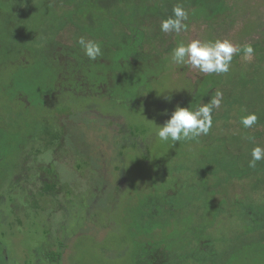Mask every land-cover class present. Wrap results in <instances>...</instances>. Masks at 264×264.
Wrapping results in <instances>:
<instances>
[{
    "label": "trees",
    "instance_id": "obj_1",
    "mask_svg": "<svg viewBox=\"0 0 264 264\" xmlns=\"http://www.w3.org/2000/svg\"><path fill=\"white\" fill-rule=\"evenodd\" d=\"M20 1L22 8L11 9L15 7L12 0H0V58L12 62V66L16 61L19 64L15 66L16 72L7 90L12 92V99L20 103L23 112L7 116L0 113V202L5 201L4 212L12 214L11 225L6 231H0V238L7 243L13 264L33 262L43 217L58 216L52 213L54 204L45 202L41 216H34L33 224L29 221L34 213V199L42 200L35 188H29L34 182H29L31 163L27 162V155L47 149L43 139L45 129L50 128L73 149L78 142L94 135V131L100 129L99 124L108 126L114 121L116 130L120 129L113 142L120 186L117 189L110 186L103 192L89 211L86 227L65 246L64 254L70 251V259L73 241L84 231L98 230L94 217L105 212V208L98 209L96 205L113 204L128 190L127 156L145 164L150 160L146 137L139 133L141 130L135 127L133 118L145 108L154 89L170 72L183 69L181 64L172 62L171 51L179 42L187 43L188 32L194 26L203 27L210 40L230 37L238 28V45L250 43L255 52L250 60L244 59L243 53L233 56L231 67L236 69L233 75L229 72L205 74L194 86L185 84L184 107L195 108L208 103L220 91L223 93L222 111L236 108V113L242 115V109L246 108L256 112L259 120L252 132L245 129L240 137L213 135V129H218L215 123L227 116L224 111L223 115H217L214 108L212 129L204 140L196 138L205 152L200 160L204 174L194 182L191 180L192 185L197 193L203 190L199 195L203 193L206 200L214 198L219 203L226 201L224 197H216L221 192L220 171L229 178H249L253 192L263 190L264 160L257 162L254 168L248 166L254 144L245 137L252 136L255 144L264 146V72L254 71L255 66H264V0ZM38 3L43 11L42 26L31 33L23 15ZM176 5L183 6L189 13V20L185 22L188 29L179 34L164 33L160 30L161 21L172 15ZM63 32L68 34V43L57 39ZM80 37L101 42L102 55L90 61L78 44ZM248 67L251 70L248 73L246 69V75L244 71ZM227 80L236 86L235 90L222 91ZM32 108L37 114L40 112V118L35 115L34 120L27 119ZM209 154L211 159L208 160ZM154 163L166 180V165ZM134 197L138 199L135 206L127 203L123 213L137 217L139 225L148 230L133 233L137 238L133 264L219 263L216 238L206 232L214 225L213 221H203L202 235L194 229L201 225V220L194 226L190 223L188 229L185 227L184 237L173 231L162 236L156 233L168 229L174 217H182L181 210L176 211L169 200L176 197L171 187L163 186L162 181L146 182ZM231 205L241 207L249 218V237L248 240L242 238V243L249 244V248L264 249V203L238 201ZM203 207L206 210V203ZM214 209L218 214L219 209ZM200 216L203 217V213ZM18 219H22L20 226L16 225ZM225 256L228 253L225 252ZM49 259L54 260V256Z\"/></svg>",
    "mask_w": 264,
    "mask_h": 264
},
{
    "label": "rangeland",
    "instance_id": "obj_2",
    "mask_svg": "<svg viewBox=\"0 0 264 264\" xmlns=\"http://www.w3.org/2000/svg\"><path fill=\"white\" fill-rule=\"evenodd\" d=\"M12 1L15 7L11 9L22 8V1ZM40 8L39 3L37 7L30 6L23 15L31 33L36 31L38 26H42L43 11ZM237 30L238 28H235L230 33V37H226L235 44L239 42L236 38ZM205 33L203 27L194 26L188 32L186 42L192 39L210 40ZM67 35L63 32L57 36V39L68 43ZM11 63L6 62L4 57L0 58V113L4 116L21 110L20 103L14 102L12 92L7 90V84L16 72L15 66H19L17 61L13 66ZM181 66L182 70L178 69L177 73L170 72L162 84L154 89L145 108L137 114L136 118H133L135 127L143 131L139 133L146 137L150 160L145 164L142 160L138 161L136 157L127 156L128 190L123 197L119 196L121 197L119 201L113 204L96 205L98 209L105 208V212L94 217L98 230L84 231L78 240L73 241L70 245L72 249L70 259L68 257L70 251L64 254L65 246L69 245L86 227L89 211L102 197L103 192L110 186L115 187L114 189L120 186L117 178L118 167L113 153L114 138L115 135H119L120 129L116 130L114 121L108 123V126L99 124L100 129L94 131V135L86 141L78 142L75 149L68 146L66 141H61L60 136L54 134L50 128L45 129L43 139L47 149L27 155V162L31 163L28 167L31 172L29 182H34L29 188H35L42 200L34 199L32 203L34 213L31 214L32 218L29 217V221L33 224L34 216H41L40 212L44 210L41 209L42 204L45 202L47 205L54 204L52 213L58 216L43 217V223H40L39 227L38 246L34 251V260L31 264H133L132 255L137 239L133 233L136 231L144 233L148 229L139 225L140 221L137 217L133 218L132 215L123 213V209L127 203L135 206L138 201L134 197L137 190L146 182L151 184L154 180L162 181L163 186L171 187L176 197L169 200L175 210L180 209L182 214L181 219L177 216L173 218V224L167 227L168 229L157 230L158 236L167 235L173 231L184 237L185 227L190 228V223L193 226L197 225L199 220L201 225L194 229L197 230L196 233L202 235L203 221H213L214 225L206 232L216 238V247L220 253L218 264H264V249L249 248V244L244 245L241 241L242 238L248 240L247 220L249 218L241 211V207L231 205L238 201L244 204L264 203V187H262L263 190L253 192L249 185V178H238V176L229 178L226 173L220 171L221 192L216 197H224L226 201L219 203L217 202L219 200L216 201L214 198L206 200L203 193L199 195L203 190L197 193L191 182V180L194 182L201 173V175L204 174L200 160L205 152L199 147V141L194 139L174 143L171 140L160 141L155 135L156 125H163L169 118L165 113L170 114L177 105L185 106L187 101L185 84L194 86L205 75L188 64H181ZM255 67L256 70H254ZM255 67L252 70L264 72L261 71L264 70V66ZM246 69L248 73L251 70L249 67ZM235 70L230 67L229 74L233 75ZM247 70L244 71L246 75ZM229 77L230 75L227 78ZM227 82V86H223L222 91L235 90L236 86L230 84L228 80ZM222 104L224 103L221 102L220 107L216 108V114L223 115L224 111L227 116L225 120L215 123L214 126L218 129H213V135L240 137L245 134V129L240 124L241 115L236 113L238 112L236 108L230 111H225V108L222 111ZM18 113L23 114L22 111ZM35 115L41 117L40 112L37 114L35 108H32L27 119L34 120ZM89 131L92 132V128ZM201 139L204 140L205 136L201 135L199 140ZM207 159H211L210 154ZM155 161L160 165L165 164L168 168L166 180L162 178L163 171L160 172L161 169L159 166L156 167ZM173 179L177 181L174 182ZM190 202L192 204H189ZM186 203L188 205L184 206ZM204 203H206V210L203 207ZM4 204L6 205L5 201L0 202V231H6L12 221V214L4 212ZM214 208L219 209L218 214L215 213ZM202 213L203 217L200 216ZM21 221L22 219L16 220V225L20 226ZM6 244L0 238V264H12ZM225 252L228 256H225ZM52 255L54 260L49 259ZM28 261L23 264H30Z\"/></svg>",
    "mask_w": 264,
    "mask_h": 264
},
{
    "label": "clouds",
    "instance_id": "obj_3",
    "mask_svg": "<svg viewBox=\"0 0 264 264\" xmlns=\"http://www.w3.org/2000/svg\"><path fill=\"white\" fill-rule=\"evenodd\" d=\"M189 13L181 5L172 8V15L161 21L160 30L164 33L179 34L187 31ZM78 44L82 46L84 55L90 61H95L102 55L101 42L80 37ZM255 49L252 44L238 45L231 40L217 38L214 40L192 39L190 42H179L171 51V60L176 64H188L203 74L228 73L233 61V56L243 53V58L250 60ZM223 93L217 91L215 98L208 103H203L195 108L177 105L168 114L169 118L161 126L155 128V135L160 141L180 142L194 140L201 135L207 136L213 127V109L219 108ZM240 124L244 129L254 128L259 120L254 111L242 109ZM254 146L251 149L249 167H256L257 162L264 160V146L255 144L252 136L245 137Z\"/></svg>",
    "mask_w": 264,
    "mask_h": 264
},
{
    "label": "flooded vegetation",
    "instance_id": "obj_4",
    "mask_svg": "<svg viewBox=\"0 0 264 264\" xmlns=\"http://www.w3.org/2000/svg\"><path fill=\"white\" fill-rule=\"evenodd\" d=\"M7 245V244H6ZM7 247H8V245H7ZM8 251H9V248H8ZM9 257H10V252H9ZM11 260V259H10ZM11 263L13 264V262L11 261Z\"/></svg>",
    "mask_w": 264,
    "mask_h": 264
}]
</instances>
